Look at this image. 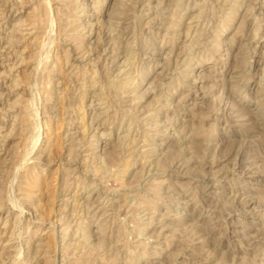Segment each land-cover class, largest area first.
Here are the masks:
<instances>
[{
    "label": "rangeland",
    "instance_id": "rangeland-1",
    "mask_svg": "<svg viewBox=\"0 0 264 264\" xmlns=\"http://www.w3.org/2000/svg\"><path fill=\"white\" fill-rule=\"evenodd\" d=\"M58 1L0 0V264H264V0L124 1L126 97L122 0Z\"/></svg>",
    "mask_w": 264,
    "mask_h": 264
},
{
    "label": "bare ground",
    "instance_id": "bare-ground-1",
    "mask_svg": "<svg viewBox=\"0 0 264 264\" xmlns=\"http://www.w3.org/2000/svg\"><path fill=\"white\" fill-rule=\"evenodd\" d=\"M76 0H74V2H75ZM119 1L120 0H116V2L115 3H119ZM124 1H126V0H122L120 3H121V6H122V8H121V13H120V17H119V20H118V22H116V21H113V22H116V24H115V26L117 25V28H118V30H117V32L118 33H116V35H113V34H111L110 33V28H111V23L108 25V26H106L107 27V29L104 31V30H102L98 35H97V37H98V40H99V44H100V46L103 48L101 51H102V53H101V55H100V58L102 57V59L104 58V61H107L108 62V64H110V67H111V65L113 64V65H117V66H119V68L121 67V68H123V67H128V71H123V70H119L118 72H117V76L116 77H119V78H121L122 76L124 77V78H122L120 81H117V80H112V81H109L110 83H111V85H116V87H114V88H116V90H117V92H116V94L118 93V95L121 97V96H123V97H126L125 95L127 94V91L128 90H131V88H132V86H133V83H134V80L132 79V77H131V75H130V72H129V70H131V68H130V66H131V64L128 62V60L127 59H129L127 56V53H126V50H128L127 49V45H125V46H123V47H121V45H119L120 43L118 42V41H120V40H122V36H124L126 33H127V26L126 27H121V24L122 23H124V21H125V18H126V14H127V11H126V9H127V7L126 8H124L125 6H123V4H124ZM218 1V0H217ZM235 1V0H234ZM60 2H62L61 0H59L58 1V4L60 3ZM78 2V1H77ZM77 2H75V4H78ZM95 2H96V0H95ZM226 2V1H225ZM47 3V2H46ZM49 3V2H48ZM47 3V4H48ZM123 3V4H122ZM179 2L176 0V2H175V4L177 5ZM181 3V2H180ZM82 5L83 3H79V5ZM223 4H224V2H223ZM96 5V4H95ZM116 5V4H115ZM222 5V4H221ZM233 5V4H232ZM49 6V5H48ZM76 6V5H75ZM120 6V5H119ZM132 6V5H131ZM146 6V5H145ZM178 6V5H177ZM194 7V6H193ZM192 7V8H193ZM230 8V7H229ZM236 8V7H235ZM74 9H77V8H74ZM87 9V8H86ZM176 9V8H175ZM218 9V8H217ZM31 10H33V9H31ZM64 11V10H63ZM75 11V10H74ZM115 11V10H114ZM208 11V10H207ZM112 12V11H111ZM116 13V12H115ZM201 13V12H200ZM114 14V13H113ZM170 14V13H169ZM180 14V13H179ZM198 14V13H197ZM232 14H234V12H232ZM60 15V14H59ZM76 15V14H75ZM160 15V14H159ZM110 18H112L111 16V14H109L108 15ZM138 16V15H137ZM148 16V15H147ZM48 17V16H47ZM71 17V16H70ZM76 17H78V16H76ZM85 17L87 18V19H99V17L96 15V13L94 12V11H89L88 12V14H86L85 15ZM108 18V17H107ZM161 18H163V17H161ZM69 19V18H68ZM143 19V18H142ZM71 20V19H70ZM73 20H75L74 18H73ZM161 20V19H160ZM168 20V19H167ZM67 21V20H66ZM69 21V20H68ZM91 21V20H90ZM100 21V20H99ZM111 21V20H110ZM263 21H264V19H263ZM61 22V21H60ZM87 22V21H86ZM170 22V21H169ZM21 23V22H20ZM34 23V22H33ZM37 23V22H36ZM44 23V22H43ZM70 23V25H73L74 24V21H70V22H68V24ZM72 23V24H71ZM78 23V22H77ZM88 23V22H87ZM174 23V22H173ZM230 23V22H229ZM67 24V23H66ZM103 24V23H102ZM170 24V23H169ZM23 25V24H22ZM82 25V24H81ZM91 25V24H90ZM31 26V28H30V30L29 31H35L38 27H36L34 24H32V25H30ZM68 26V25H67ZM105 26V25H104ZM114 26V25H113ZM68 27H70V26H68ZM67 27V28H68ZM89 27H92V26H89ZM168 27V26H167ZM177 27V26H176ZM81 28H82V26H81ZM87 28V27H86ZM168 28H170V27H168ZM220 28V27H219ZM32 29V30H31ZM115 28L113 27V30H114ZM177 29V28H176ZM19 30V29H18ZM22 30V29H21ZM64 30V29H63ZM62 30V31H63ZM91 30V29H90ZM112 29H111V31H113ZM115 30V31H116ZM133 30V29H132ZM151 30V29H150ZM170 30V29H169ZM44 31V30H43ZM73 31H75L76 32V30H73ZM72 31V32H73ZM18 32V31H17ZM68 32V31H67ZM82 32V31H81ZM11 33H12V30H11ZM66 33V32H65ZM114 33V32H113ZM64 34V33H63ZM29 35H30V33H29ZM121 38H120V37ZM63 37V36H62ZM214 37V36H213ZM46 39H47V37H46ZM74 39H76V38H74ZM120 39V40H119ZM244 39V38H243ZM69 40H71V39H69ZM15 41H17V40H15ZM13 42V40L11 39V38H9L7 41H6V43L7 44H10V43H12ZM79 43V42H78ZM122 43V42H121ZM124 43V42H123ZM126 44V43H125ZM209 44V43H208ZM6 45V44H5ZM130 45V44H129ZM197 45V44H196ZM74 46V45H73ZM82 46V45H81ZM80 45H78V46H76L74 49H80V47H81ZM215 47V46H214ZM217 48H218V46H216ZM4 48V47H3ZM45 48V47H44ZM219 48H221V47H219ZM6 49H9V47H6ZM45 50V49H44ZM144 50V49H143ZM81 51V50H80ZM239 51H241V49L239 50ZM8 52V51H7ZM10 52V51H9ZM79 52V51H78ZM88 53V52H87ZM86 53V54H87ZM130 53V52H129ZM222 53V52H221ZM66 54V53H65ZM84 54V53H83ZM83 54L81 55L82 57H83ZM122 54V55H121ZM125 54L127 55V56H125ZM78 55H79V53H78ZM121 55V56H120ZM124 55V56H123ZM130 55V54H129ZM81 56H79V57H81ZM38 57V56H37ZM65 57H66V55H65ZM79 57H76V58H74L73 60H75V61H77V62H80V61H78L79 60ZM0 58L2 59V61H8V60H10V58H9V56H8V54H6V53H2L1 54V56H0ZM39 58V57H38ZM70 58V57H69ZM226 58V57H225ZM123 59V60H122ZM232 59V58H231ZM120 60H122V61H120ZM199 60V59H198ZM45 61V60H44ZM43 61V62H44ZM82 61V60H81ZM42 62V63H43ZM65 62V61H64ZM224 62V61H223ZM37 63V62H36ZM40 63V62H39ZM68 63V62H67ZM236 63V62H235ZM1 64L2 63H0V66H1ZM69 64H71V63H69ZM133 64V63H132ZM67 65V64H66ZM73 65V63L71 64V66ZM80 65V64H79ZM229 65V64H228ZM64 66H65V64H64ZM70 66V67H71ZM77 66H78V64H77ZM77 66H74V67H76L77 68ZM183 66V65H182ZM40 67V66H39ZM38 67V68H39ZM73 67V66H72ZM238 67H240V66H238ZM41 68V67H40ZM104 68V67H103ZM74 69V68H73ZM105 69V68H104ZM107 69H108V66H107ZM124 69V68H123ZM183 69V68H182ZM9 70V69H8ZM81 70V69H80ZM81 73V72H80ZM221 73V72H220ZM68 74V73H67ZM74 74V73H73ZM79 74V73H78ZM235 74V72H234V70H232V72L231 73H229V75L230 76H232V75H234ZM239 74V73H238ZM68 75H71V77L73 76L72 75V73L71 74H68ZM67 75V76H68ZM109 75V74H108ZM116 75V74H115ZM188 75V74H187ZM192 75V74H191ZM80 76H82L81 74H80ZM79 76V77H80ZM92 76H93V74H92ZM162 76V75H161ZM199 76V75H198ZM70 77V78H71ZM76 77V76H75ZM84 77V76H83ZM89 77V76H88ZM96 77V76H95ZM236 77V76H235ZM235 77L234 76H232L231 78L232 79H235ZM69 78V77H68ZM91 78V77H90ZM94 78V77H93ZM225 78V77H224ZM76 79H78V76H77V78ZM69 80V79H68ZM82 81H83V83H82V87L84 86L83 84H84V81L85 80H87L86 78H83V79H81ZM91 80H93V79H91ZM139 81V80H138ZM196 81H197V79H196ZM76 82H78V81H75V83ZM133 82V83H132ZM197 82H199V81H197ZM196 82V83H197ZM142 83V82H141ZM214 83V82H213ZM94 85H95V80L94 81H92L90 84H89V87H92V88H94ZM192 85V84H191ZM233 85V84H232ZM177 86V85H176ZM81 87V86H80ZM89 87H88V89H89ZM131 87V88H130ZM136 87H138L137 85H136ZM84 88V87H83ZM83 88H81V89H83ZM87 88V87H86ZM92 88H90V89H92ZM133 88H134V86H133ZM99 90V89H98ZM136 90V89H135ZM77 91V90H76ZM100 91V90H99ZM31 94V93H30ZM51 94V93H50ZM114 94H115V91H114ZM166 94V93H165ZM170 94V93H169ZM57 95V94H56ZM72 95H73V93H72ZM104 95V94H103ZM129 94H127V96H128ZM83 97H84V94H82V95H80V98L81 99H83ZM115 97V96H114ZM206 97V96H205ZM33 98V97H32ZM133 98V97H132ZM80 99V100H81ZM117 99V98H116ZM115 99V100H116ZM121 99V98H120ZM119 99V100H120ZM123 99V98H122ZM37 100V99H36ZM168 101V100H167ZM27 102V101H26ZM80 102V101H79ZM80 103H82V102H80ZM110 104V103H109ZM162 104V103H161ZM171 104V103H170ZM25 105V104H24ZM82 105V104H81ZM167 105V104H166ZM166 105H163V107L165 106L166 107ZM28 106H29V104H28ZM27 106V107H28ZM32 106H34V104L32 105ZM77 106V105H76ZM168 107H169V104L167 105ZM80 107V106H79ZM23 108V107H22ZM25 108V107H24ZM23 108V109H24ZM30 108V107H29ZM122 109V108H121ZM29 110V109H28ZM31 111L30 112H32V108L30 109ZM34 111V117H35V119H39V118H37V114H36V112H35V108L33 109ZM28 113H26L25 114V116H23V118L25 119V125L27 126V127H29V128H32V129H35V127H36V130H35V133L33 134V131H32V134H33V136L31 137L32 139V142H31V147H30V150H29V152L28 153H30L34 148H35V145H36V143H37V140H38V137H39V126H38V124H37V122H36V124H37V126H35L34 125V122H35V120H31V119H27V117H29L30 115L32 116L33 114L32 113H29V111H27ZM130 112V111H129ZM24 113V112H23ZM125 114V113H124ZM144 114V113H143ZM148 115H145V118H147V117H149V113H147ZM100 115V114H99ZM101 116V115H100ZM98 117V116H97ZM21 118H22V116H21ZM22 118V119H23ZM16 119V118H15ZM81 119H83V118H81ZM95 120V119H94ZM23 121V120H22ZM34 121V122H33ZM18 124V123H17ZM20 124V123H19ZM154 124V123H153ZM150 125V124H149ZM22 126V125H21ZM23 127V126H22ZM14 128V127H13ZM28 128V129H29ZM158 128V127H157ZM196 128V127H195ZM150 129V128H149ZM11 130V129H10ZM126 130V129H125ZM22 131V130H21ZM85 131V130H84ZM86 132V131H85ZM129 132V131H128ZM127 132V133H128ZM191 132H193V131H191ZM93 134V133H92ZM128 136V135H127ZM126 136V137H127ZM97 137V136H96ZM96 137H95V135H93L92 136V138H91V140H90V143H91V141L92 142H94V147L95 148H99L100 149V151L102 152V155L103 156H108L110 159H113L114 158V152L116 151V148H117V146L118 145H120V144H118L117 145V142H118V140H117V142H115L114 144H111V145H109L108 143H104L103 145H99V142H98V140L96 139ZM106 137V136H105ZM125 137V138H126ZM67 138V137H66ZM123 138V137H122ZM127 139H128V137H127ZM26 140H28V139H26ZM83 140V139H82ZM123 140V139H122ZM126 140V139H125ZM129 140V139H128ZM131 140H133V139H131ZM29 141V140H28ZM27 141V142H28ZM120 141V140H119ZM211 141V140H210ZM121 142V141H120ZM131 143H133V141H131ZM131 143L129 144V145H131ZM27 144V143H26ZM78 144V143H77ZM92 144V146H93V143H91ZM195 144V143H194ZM196 145H197V143H196ZM199 145V144H198ZM29 146V145H28ZM72 146V145H71ZM75 146V145H74ZM91 146V145H90ZM132 146V145H131ZM94 148V149H95ZM131 148V147H130ZM29 149V148H28ZM89 149V148H88ZM93 149V148H92ZM26 150V149H25ZM77 150V149H76ZM96 150V149H95ZM119 150V149H118ZM117 152V151H116ZM142 152V151H141ZM24 153V152H23ZM69 153V152H68ZM74 153H75V151H74ZM70 154V153H69ZM117 153H115V155H116ZM120 154V153H119ZM145 154V153H144ZM76 155V154H75ZM99 156V155H98ZM145 156V155H144ZM148 156V155H147ZM23 157V156H22ZM94 157V156H93ZM24 158V157H23ZM77 158V157H76ZM109 158H108V161H109ZM135 158V157H134ZM145 158V157H144ZM36 159V158H35ZM86 159H88L87 158V156H86V158H85V161H86ZM95 159V158H94ZM115 159H116V157H115ZM120 159V158H119ZM118 159V160H119ZM133 159V158H132ZM16 160V159H15ZM125 160H127V159H125ZM134 160V159H133ZM160 160V159H159ZM96 161V160H95ZM115 161V160H114ZM113 161V162H114ZM117 162V161H116ZM141 162V161H140ZM18 163V162H17ZM87 163V162H86ZM90 163V162H89ZM156 163V162H155ZM95 164V163H94ZM100 165V164H99ZM143 165V164H142ZM141 165V166H142ZM91 167V166H90ZM126 168H128V167H126ZM94 169H97V168H94ZM88 170V169H87ZM95 171V170H94ZM124 171H125V169H124ZM92 172H93V170H92ZM122 172V171H121ZM125 172H127V170L125 171ZM138 172V171H137ZM136 172V173H137ZM89 173H90V171H89ZM124 173V172H123ZM95 174V173H94ZM139 174V173H138ZM141 175V174H140ZM219 187V186H218ZM150 188V187H149ZM10 194V193H9ZM8 198V197H7ZM14 200V199H13ZM12 200V201H13ZM144 203H146L147 204V202L145 201ZM11 204V203H10ZM145 204V205H146ZM17 205H19V204H17ZM147 205H149V204H147ZM21 205H19V207H20ZM14 207V206H13ZM22 207V206H21ZM1 208V207H0ZM114 208V207H113ZM65 209V208H64ZM63 209V210H64ZM62 211V210H61ZM151 211V210H150ZM184 215V214H183ZM185 221V220H184ZM113 222V221H112ZM78 224V223H77ZM91 229V228H90ZM86 230H87V228H86ZM78 231V230H77ZM53 232V231H52ZM90 234V233H89ZM103 235V234H102ZM86 236V235H85ZM62 241V240H61ZM77 242V241H76ZM101 243V242H100ZM166 245V244H165ZM97 246V245H96Z\"/></svg>",
    "mask_w": 264,
    "mask_h": 264
}]
</instances>
